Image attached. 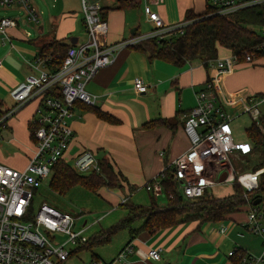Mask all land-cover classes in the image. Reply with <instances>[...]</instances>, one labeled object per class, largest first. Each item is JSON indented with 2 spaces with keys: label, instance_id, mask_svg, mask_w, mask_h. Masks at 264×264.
<instances>
[{
  "label": "crops",
  "instance_id": "0c3cea01",
  "mask_svg": "<svg viewBox=\"0 0 264 264\" xmlns=\"http://www.w3.org/2000/svg\"><path fill=\"white\" fill-rule=\"evenodd\" d=\"M29 1L37 10L39 18L34 31L27 28L20 31L17 28L18 23L8 29L13 39L28 44L18 46L13 42H0L1 110L12 106V88L34 71L33 65L38 51L34 49V44H37L40 36L51 34L57 39L65 38L70 43L73 42L72 44L86 39L81 10L65 9L58 15L41 17L43 11L38 9L34 0ZM100 2L108 22L106 39L109 43L134 38L148 31L150 24L146 21V9L158 12L166 24H176L183 21L187 9L199 12L205 8L206 3L205 0H138L136 7L123 9L117 7L118 0ZM14 9L23 12L19 7ZM17 14L11 17L19 19ZM141 18L145 19L148 27L144 32L139 28ZM26 31L31 34L27 36ZM229 56L223 55L222 58ZM255 65L257 64L233 62L230 70L211 67L207 69L198 58L175 65L158 58L149 59L132 44L124 46L117 53L114 62L100 68L85 85V89L97 97L94 105L108 112L116 121L101 119L93 111L76 105L70 119L74 135L64 159L71 162L83 149L93 152L103 150L105 155L102 157H107L114 169L120 172L123 186H102L96 193L106 203V212H112L113 208V211L118 208L125 209L120 204L122 195L129 194L130 191L133 194L147 181L155 178L166 164L188 149L190 141L183 129L182 115L194 106L195 91L203 87L204 81L212 78L219 93L229 101L239 94L264 92L263 78L250 89L232 80L235 73L246 71L248 67ZM137 77L147 86L144 92H138L134 88L133 82ZM37 105V100L27 101L13 115L0 121V163L14 168H23L27 164L35 148L29 122ZM158 117L167 119L168 124L152 127L143 125ZM160 197V194H153L156 201ZM150 198L147 192L141 202L149 204ZM165 204L166 202L159 205ZM235 213L218 222L199 225L198 221H189L154 232L140 231L130 242L133 251L119 264H234L227 252L236 247V240L239 238L237 232L241 233L238 223L231 220ZM99 216L91 224L99 222L104 214ZM96 220L98 221L93 223ZM222 226L225 227L224 231ZM119 233L118 251L108 260H101H112L125 246L129 239L128 231L123 229ZM152 247H161L160 259L147 255L148 249ZM238 247L252 252L248 249L249 246L243 247L239 244Z\"/></svg>",
  "mask_w": 264,
  "mask_h": 264
},
{
  "label": "built area",
  "instance_id": "2783aa9c",
  "mask_svg": "<svg viewBox=\"0 0 264 264\" xmlns=\"http://www.w3.org/2000/svg\"><path fill=\"white\" fill-rule=\"evenodd\" d=\"M206 1L216 12L227 15L264 0ZM80 4L86 39L68 46L59 65L53 64L51 54H36L34 71L12 88L10 96L13 104L0 118L1 121L13 115L27 101H38L29 122L35 148L27 164L23 168H14L0 163V264H64L75 248L87 240L84 231L89 225L75 228V216L72 213L45 201L35 210L34 194L43 180L51 176L52 166L64 158L74 135L70 119L74 115L76 103H96V95L88 92L85 85L97 71L114 62L124 46L151 37L168 41L172 36L183 33L187 23L183 20L176 24H166L158 12L146 9V21L150 24L148 31L134 38L109 43L106 39L108 22L102 15L100 0H80ZM4 7H19L28 20L38 22V12L29 0H0V8ZM17 23L14 17L0 15L2 44H12L8 29ZM259 32L264 34V26L260 27ZM30 34L26 31L27 36ZM245 59L251 62L252 55L247 54ZM233 62L236 63V57L231 55L209 60L208 64L211 68L230 70ZM133 84L138 92L146 90V84L139 77L134 79ZM195 100L194 106L182 115L183 129L190 145L169 163L175 169L180 191L187 198L199 197L205 189L211 192L212 186L221 182L219 175L222 171L226 172L223 181L238 182L246 190L257 189L259 175L264 167L238 172L227 163L216 171L217 176L206 173V170L214 162L225 161V164L231 155L237 156L238 153H234L236 149L246 153L251 150L248 143L233 140L230 122L242 114H248L252 122L263 130L261 118H264V92L239 94L229 101L219 93L215 81L209 78L201 89L195 91ZM94 153L90 149H83L74 156L72 167L84 174L99 171L98 157ZM162 176L163 170L143 185L145 190L155 196L163 193L160 182ZM127 195L121 196V203ZM243 226L251 234L261 237L262 251L254 255L245 249L241 248L240 251L238 247H233L227 255L238 259L235 264H264L263 201L248 205ZM221 229L224 231L225 227ZM60 235H65V238L62 240ZM132 251L129 243L112 260L94 261L96 264H119ZM147 255L160 259L161 247L149 248Z\"/></svg>",
  "mask_w": 264,
  "mask_h": 264
},
{
  "label": "trees",
  "instance_id": "16d2710c",
  "mask_svg": "<svg viewBox=\"0 0 264 264\" xmlns=\"http://www.w3.org/2000/svg\"><path fill=\"white\" fill-rule=\"evenodd\" d=\"M205 2L202 11L194 12L192 9L185 11L183 20L187 23L183 27V33L172 36L168 41L157 37L145 38L132 46L145 53L149 59L158 58L175 65H182L188 60L198 58L207 69L209 60L217 59L220 49L225 48L230 55L236 57L238 64L248 63L245 58L250 54L252 55L250 64H260L264 67V34L253 28L257 25L264 26V1L227 15L216 12L206 0ZM137 5L138 0H118L117 7L125 9ZM102 15L104 16V13ZM70 45L74 44L65 38L52 37L40 44L37 54H51L53 64L59 65ZM78 104L93 111L101 119L115 120L108 112L95 105L77 102L76 105ZM7 111L8 108L0 109V118ZM261 123L263 130L255 122H251L245 129L246 136L254 148L264 147V118H261ZM157 124L166 125L168 120L158 117L143 123L145 127ZM98 163L99 171L84 174L75 170L70 161L60 159L52 166L49 186L59 193H64L76 185L93 193L102 186L109 188L123 186L120 172L114 169L107 157L98 158ZM259 167H264V159L253 164L251 170ZM160 182L167 199L165 205H159L150 191H147L151 197L149 204L135 203L130 198V191L126 200L120 202L125 208V214L116 222L89 236L73 252L86 250L90 252L92 259L98 260L100 258L94 248L110 242L112 237L123 229L128 231L129 239L126 244H129L135 235L143 230L154 232L189 221H198L199 225L205 222H218L230 218L233 213L247 207L258 197L261 198L258 204L264 200V171L259 175L257 189L246 190L238 182H232V191L223 196H215L205 189L199 197H185L179 189L175 169L170 164L163 168ZM237 249L242 251L241 247ZM230 259L234 264L238 262L236 257L230 256Z\"/></svg>",
  "mask_w": 264,
  "mask_h": 264
},
{
  "label": "rangeland",
  "instance_id": "374dc122",
  "mask_svg": "<svg viewBox=\"0 0 264 264\" xmlns=\"http://www.w3.org/2000/svg\"><path fill=\"white\" fill-rule=\"evenodd\" d=\"M34 2L35 5L38 7V9L43 11L41 17L48 16L50 14L58 15L60 11L65 9H74L77 11L79 10L82 11L79 0H54V1L34 0ZM16 14L19 17V19H17L18 21L17 28H19L20 31L24 30V28L34 31V27L37 25V23L28 20L25 12L14 9V7L0 8V15L15 16ZM260 27H261L260 25L253 26V28L258 32L260 31ZM139 28L143 32L148 30L147 23L145 22L144 18H141ZM8 35L11 42H13L18 46L20 44L23 45L28 44L25 41L20 42L17 41V39H13L11 34L9 33ZM32 37H34V35H32ZM51 38H52L51 34H44L40 36L37 39L36 42L37 44H34L35 46L34 49L38 50L41 43L49 41ZM223 55L229 56L230 52L225 48H221L219 51L218 58H222ZM262 78L264 79V68L262 67V65L257 64L255 66L248 67L246 71L235 73L232 80L236 83H240L241 85H246L250 89V87H254V85L257 82H259ZM251 122H252V118L248 114H242L230 122V129L233 140L239 143H248L249 146L252 147L251 150L246 153V152H242V150L240 149H236L234 153H238L237 154L238 157L236 155H231L225 164H223L225 161L219 163L214 162V164L206 170V173L216 175V171H218L220 168H223L225 165H227V163L229 165H232L234 169H236L238 172L251 170L253 164L264 159V147L254 148L253 143L246 136L245 129L251 124ZM94 154L96 157L100 158L105 155V152L103 150H100V151H96ZM50 178L51 176L45 178L34 194L35 210H37L41 202L45 201L49 204L54 205L60 210H64L72 213L75 216V226H74L75 228L77 227L81 228L84 224L89 225L84 231V234L88 237L94 234L95 232H97L99 229L110 225V223H113V221L118 219L120 215L125 214L124 211L125 209L122 208H118L114 211L113 208L111 210L112 212H106L108 207L106 203L103 201V199L97 193L90 192L80 185L73 186L64 193L56 192L53 189H51L49 186ZM231 191H232V182H228V181L218 182L211 188V192L215 196H223L230 193ZM146 194L147 192L145 188L141 187L137 189L133 194H131L130 198L132 200L134 199V202L137 201L136 203L144 204L141 201L143 197L146 196ZM160 195L161 197L158 198L157 203L164 204L166 202V196L164 193H161ZM247 212H248V207H244L242 210L237 211L233 215V218L231 219L232 221L237 222L238 226H240L241 228V233L237 232L239 238L238 239L236 238L237 239L236 247H238L239 244H241L243 247L249 246L248 249H251L252 251L251 253L254 255H258L263 249L261 239L259 238V236H256L248 232L243 226L247 218ZM103 214L104 217L99 222H97L95 225L91 224L93 219H96L100 217L99 215H103ZM119 232L112 237L110 242L94 248V251L100 257V259L98 260H101V258H103V260L104 259L108 260L110 257H113L114 254L118 251L119 249L118 243H119V235H120ZM60 238L63 240L65 238V235H60ZM64 264H96V263L94 259L91 258V254L89 251L82 250L76 253L73 252L71 257L68 258L64 262Z\"/></svg>",
  "mask_w": 264,
  "mask_h": 264
},
{
  "label": "water",
  "instance_id": "95a60500",
  "mask_svg": "<svg viewBox=\"0 0 264 264\" xmlns=\"http://www.w3.org/2000/svg\"><path fill=\"white\" fill-rule=\"evenodd\" d=\"M71 43H73V42H71ZM225 171H222L221 173H220V175H219V181H223V179H224V176H225ZM261 200V198H256L254 201H253V204H257L259 201Z\"/></svg>",
  "mask_w": 264,
  "mask_h": 264
}]
</instances>
